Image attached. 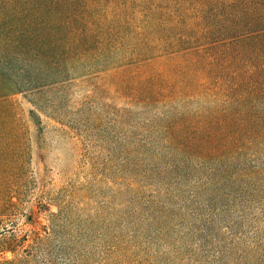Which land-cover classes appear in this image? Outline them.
<instances>
[{
    "label": "rangeland",
    "instance_id": "374dc122",
    "mask_svg": "<svg viewBox=\"0 0 264 264\" xmlns=\"http://www.w3.org/2000/svg\"><path fill=\"white\" fill-rule=\"evenodd\" d=\"M117 58L2 100L0 260L264 264V96L233 124Z\"/></svg>",
    "mask_w": 264,
    "mask_h": 264
},
{
    "label": "trees",
    "instance_id": "16d2710c",
    "mask_svg": "<svg viewBox=\"0 0 264 264\" xmlns=\"http://www.w3.org/2000/svg\"><path fill=\"white\" fill-rule=\"evenodd\" d=\"M113 53L123 66L165 58L173 76L156 81L213 96L222 116L250 126V103L264 96V0H0V104ZM168 133L184 140L179 127Z\"/></svg>",
    "mask_w": 264,
    "mask_h": 264
}]
</instances>
